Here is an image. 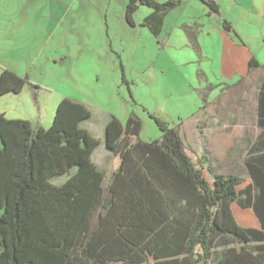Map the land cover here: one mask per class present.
Returning a JSON list of instances; mask_svg holds the SVG:
<instances>
[{"label":"trees","instance_id":"trees-1","mask_svg":"<svg viewBox=\"0 0 264 264\" xmlns=\"http://www.w3.org/2000/svg\"><path fill=\"white\" fill-rule=\"evenodd\" d=\"M176 3L130 0L126 22L149 6L143 25L156 36ZM26 84L38 87L1 69L0 96ZM257 113L263 134L246 150L247 176L212 179L207 156L187 152L181 122L169 126L148 113L159 137L143 141L137 116L124 124L112 117L105 146L118 161L106 189L92 162L100 139L80 126L91 114L85 105L62 98L46 129L0 114V264H211L217 248L218 264H264V79ZM72 167L62 184L49 181Z\"/></svg>","mask_w":264,"mask_h":264},{"label":"crops","instance_id":"crops-1","mask_svg":"<svg viewBox=\"0 0 264 264\" xmlns=\"http://www.w3.org/2000/svg\"><path fill=\"white\" fill-rule=\"evenodd\" d=\"M15 1L18 2V0ZM54 1L60 5L63 12L62 16L56 17L55 21L54 12L51 11L53 4L49 1L45 17L48 18L47 20H54L56 25L46 36V40L57 38L63 44H67V42L70 44L72 21L63 19L66 18L65 15L68 17L67 13L74 2L72 0L64 4L62 0ZM129 1L103 0L94 5L92 13L93 20L90 26L95 29L99 50L105 47V52H107L109 47L110 52L112 51L119 59V64L112 67V75L116 77V68L118 67L127 80L123 53L130 45L136 43L137 38L140 40L144 37L145 40L153 44L156 58L163 57L169 61L170 65H174L185 80L194 83L193 89L200 91L201 98L205 89L210 87L206 92V101L201 104L195 114L187 119L188 122L197 124L195 125V137L198 139L195 145L196 153L201 155L199 149H206L209 165L212 161L220 172L231 173L235 167H243L246 150L255 139V135L252 138L249 135L251 128L254 130L259 128L257 102L259 87L264 79V0H210L209 2L175 0L176 6L169 8L164 14L156 36L143 25L145 18L153 11L149 6H137L132 13V24L126 22L125 8ZM155 1L162 3L167 0ZM211 4L216 8L212 9ZM34 14L35 3L34 5L26 4V0H21L20 15L12 25L15 27L19 25L22 28L23 23L31 21V26L35 27L41 18H35ZM39 15L42 16L41 13ZM59 25H64L63 30H59ZM21 32L23 31L19 29L18 36L21 35ZM79 33V42H84L81 40V36H85L86 33L82 28L79 29ZM27 36L37 38V33L28 32ZM83 46L85 47V44ZM28 50L21 43L17 54L6 52L8 54L3 55L0 51V71L4 68L18 77L27 78L30 83H37L29 74V66L37 62V55L30 56ZM87 50H91V48H85L84 51ZM68 55V49H52L48 52L46 59L53 64H63ZM99 58L101 57L96 55L94 59ZM250 58L258 63V67L252 70H249L248 67ZM156 62H152L154 68H156ZM165 67L160 66L157 72L165 73ZM98 71L99 73H95L94 76L95 82H98L102 75V71ZM127 81L130 83L129 80ZM27 86L29 85H24L19 93L2 95L14 96L9 99L13 100L12 98H14L16 101L14 106L20 102L19 100L25 102L27 109L23 110L24 107H19L9 110L2 106L0 114L9 119H14L9 115V111L11 113L39 114L34 111V107L30 103L33 101L36 106L40 104L38 87ZM33 93L36 94L35 100H33ZM69 99L86 105L91 111L89 118L82 121L80 126L89 132L84 126L87 122L92 121L90 131L97 132L99 136L97 138L100 139V144L92 153V162L103 171L104 166L101 167L96 159L99 157L105 160L112 159L110 168L112 171L113 167L117 165L118 159L106 149L104 130L108 121L115 116L103 114L104 112L98 109L94 113L90 106L84 102L74 98ZM149 113L158 117L156 113ZM24 119L43 126L34 117ZM227 131H237L238 133L231 137ZM232 138L236 140L234 139L233 142ZM233 149L234 151H232Z\"/></svg>","mask_w":264,"mask_h":264},{"label":"rangeland","instance_id":"rangeland-1","mask_svg":"<svg viewBox=\"0 0 264 264\" xmlns=\"http://www.w3.org/2000/svg\"><path fill=\"white\" fill-rule=\"evenodd\" d=\"M49 1L53 4L51 11L52 13L54 12L55 21L56 17L62 16L63 9L54 0H26V4L31 3V5H34L35 3L34 17L41 19L39 23L34 24L35 27L31 26V21H26L20 28L19 25L15 27L12 24L20 15L21 0H18V2L15 0H0V51L2 54H8L6 52L17 54V49L22 43L24 47L26 46V49H29L30 56L37 55V62L29 66V74L32 79L37 81V83L32 84L38 86L40 104L36 106L33 101H30V103L33 105L34 111L36 113L39 112V114L11 113L9 111V115L13 116L14 119H30L34 117L46 129L51 126L58 101L62 98H74L90 106L94 113L98 109L104 112L103 114H113L122 124L125 123L128 115L132 113L141 120L139 139L148 141L159 137V129L156 123L148 116L149 112H153L160 119L166 121L169 126H176L179 122H183L180 124L181 132L179 133L187 148V152L189 155H191L190 151L197 152V147L195 146L198 142L195 137V125L197 124L187 121L190 116L198 111L202 104L200 91L193 89L194 83L190 80H185L179 74L177 68L174 65H170L169 61L163 57L156 58L153 44L143 37L140 40L137 38L136 43L130 45L126 52L123 53L124 71L127 80L130 81L128 89L123 84L122 73L118 67L116 68V77L112 75V67L115 64H119V59L112 51L110 52L109 47L107 52H105V47L99 50V43L95 38V29L90 26L93 20L94 5L103 0H73L74 4L67 13L68 17L66 15L65 19L62 17L65 21H72L70 44L69 42L63 44L57 38L46 40V36L50 34V31L56 25L54 20H47L48 18L45 17ZM69 1L72 0H62L64 4L66 2L69 3ZM37 2H39V5ZM63 27L64 25H59V30H63ZM80 28L86 33L85 36H81V40H84L81 43L78 38ZM19 29L23 32L18 36ZM28 32L37 33V38H30V36H27ZM84 44L85 47L83 46ZM85 48H91V50L84 51ZM52 49H68L69 55L63 64H53L47 61V54ZM96 55L101 58L94 59ZM153 61H158L156 62V68H154ZM160 66H166L165 73L160 74L157 72ZM98 70L102 71V75L98 82H95L94 76L95 73H99ZM11 97L14 96H0V109L2 106L9 110L19 107H24L23 110L27 109L26 103L21 100L14 106L16 101H14V98L9 100ZM91 122H87L84 127L89 130L91 136L97 138L99 137L97 132L93 133L90 131ZM227 133L232 137L238 132L227 131ZM262 134L259 128L257 130L251 128L249 133L251 138L255 135L257 139L261 138ZM234 139L232 138L233 142L236 140ZM199 150L200 154L207 155L206 149ZM96 160L101 167L104 166L103 168H105L103 170L105 176L102 185L106 189L112 177L113 171L110 170L112 159L105 160L99 157ZM210 163L212 174H208L209 179H212L213 176L228 173L220 172L212 161ZM75 170L72 167L64 174L52 176L49 181L52 184L60 185ZM230 174L242 177L247 176L244 166L235 167ZM222 250L224 249H215V261L212 260L211 264H218V260L222 259Z\"/></svg>","mask_w":264,"mask_h":264},{"label":"built area","instance_id":"built-area-1","mask_svg":"<svg viewBox=\"0 0 264 264\" xmlns=\"http://www.w3.org/2000/svg\"><path fill=\"white\" fill-rule=\"evenodd\" d=\"M203 1H205V2H209L210 0H203Z\"/></svg>","mask_w":264,"mask_h":264}]
</instances>
